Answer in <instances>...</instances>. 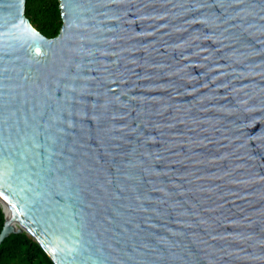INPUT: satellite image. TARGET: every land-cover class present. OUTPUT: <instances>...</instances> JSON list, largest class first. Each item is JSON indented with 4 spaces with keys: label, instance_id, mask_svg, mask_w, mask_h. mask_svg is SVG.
I'll return each instance as SVG.
<instances>
[{
    "label": "water",
    "instance_id": "95a60500",
    "mask_svg": "<svg viewBox=\"0 0 264 264\" xmlns=\"http://www.w3.org/2000/svg\"><path fill=\"white\" fill-rule=\"evenodd\" d=\"M60 1L49 38L0 0V245L264 264V0Z\"/></svg>",
    "mask_w": 264,
    "mask_h": 264
},
{
    "label": "trees",
    "instance_id": "16d2710c",
    "mask_svg": "<svg viewBox=\"0 0 264 264\" xmlns=\"http://www.w3.org/2000/svg\"><path fill=\"white\" fill-rule=\"evenodd\" d=\"M26 16L49 38L60 34L63 26L60 0H26ZM6 216L0 205V234ZM0 264H55L44 248L26 232L13 233L0 245Z\"/></svg>",
    "mask_w": 264,
    "mask_h": 264
},
{
    "label": "bare ground",
    "instance_id": "6f19581e",
    "mask_svg": "<svg viewBox=\"0 0 264 264\" xmlns=\"http://www.w3.org/2000/svg\"><path fill=\"white\" fill-rule=\"evenodd\" d=\"M0 203L2 204V206L4 207L5 213L7 215V218L10 220L12 219V212L9 208V206L5 203V201H3L2 199H0ZM14 222V221H13Z\"/></svg>",
    "mask_w": 264,
    "mask_h": 264
}]
</instances>
